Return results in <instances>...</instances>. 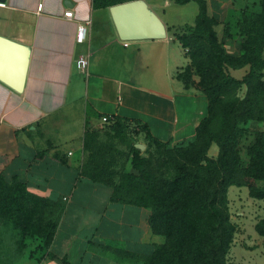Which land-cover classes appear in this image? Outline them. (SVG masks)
I'll use <instances>...</instances> for the list:
<instances>
[{
  "label": "crops",
  "instance_id": "0c3cea01",
  "mask_svg": "<svg viewBox=\"0 0 264 264\" xmlns=\"http://www.w3.org/2000/svg\"><path fill=\"white\" fill-rule=\"evenodd\" d=\"M0 2V35L30 49L23 91L0 80V174L64 204L50 246L32 264H145L139 257L165 242L150 208L113 200L111 186L81 174L74 148L86 121L104 116L145 125L162 141L192 138L208 103L177 76L189 62L185 49L169 30L165 38L121 39L111 7L94 8L93 0Z\"/></svg>",
  "mask_w": 264,
  "mask_h": 264
},
{
  "label": "rangeland",
  "instance_id": "374dc122",
  "mask_svg": "<svg viewBox=\"0 0 264 264\" xmlns=\"http://www.w3.org/2000/svg\"><path fill=\"white\" fill-rule=\"evenodd\" d=\"M206 1L208 13L218 21L215 30L220 44L229 55L240 57L243 53L242 43L246 39L240 25L245 17L263 11L262 0ZM130 2L146 3L165 24H174L167 27L173 39H177L176 31L188 37L198 27L196 0L185 4L173 0H128L118 4ZM214 9L217 14L210 13L209 10ZM190 62L189 58L188 64ZM226 71L242 80L250 72V66H228ZM191 79L193 85L189 87H195L205 95L201 87L202 77L194 69ZM248 96L246 82L225 87L221 101L212 112L209 132L203 131L200 136L195 132L190 139L160 145L149 142L137 124L108 116V119L103 117L101 122L94 125L87 120L76 138L78 147L74 149L82 161L81 168L91 155L87 149H92L94 161L115 176L122 172L139 174L143 168L159 180L172 179L179 165L194 163L181 153L193 154L197 152V147L198 151L203 150L202 156L214 159L220 165L219 175L225 178L231 175L233 181L223 191L226 196L225 214L234 228L226 263L264 264V234L257 230V224L264 220V196L252 194L253 191L264 195V94L256 101L255 96L246 101ZM225 105L229 107L228 110ZM71 141L67 140L64 147L72 146ZM139 143L145 147L140 148L137 146ZM217 175L208 176L204 182L207 190L214 186ZM62 205L58 203L43 207V212L39 211L38 216H15L7 205L6 196L0 194V264H32L39 250L46 248L45 239L41 236L45 225L56 219Z\"/></svg>",
  "mask_w": 264,
  "mask_h": 264
},
{
  "label": "trees",
  "instance_id": "16d2710c",
  "mask_svg": "<svg viewBox=\"0 0 264 264\" xmlns=\"http://www.w3.org/2000/svg\"><path fill=\"white\" fill-rule=\"evenodd\" d=\"M125 1L128 0H93V6L106 8ZM173 1L185 4L191 0ZM196 1L199 5L196 18L198 27L193 29L188 37L177 34V31L174 34L191 60L178 71L177 76L187 86H192L194 69L202 77L201 87L208 100L207 113L196 127V134L200 136L203 131L209 132L212 112L221 101L225 87L246 82L249 95L246 101L254 96L256 101L264 94V0L261 2L263 11L245 17L240 25V30L246 37L242 43L243 53L240 57L229 55L220 44L215 30L218 21L214 15L208 13L207 1ZM246 64L250 66V72L242 80L226 71L228 66L239 68ZM225 108L229 109L228 106ZM250 111L253 112V109L250 108ZM115 118L128 121L121 117ZM137 125L141 132H146L149 142L160 145L171 142L158 139L146 130L145 125ZM87 150L91 151V155L81 168V174L111 186L112 198L115 201L150 208V225L153 231L165 237V242L157 245L152 254L139 257L145 264H227L226 256L234 228L225 214L226 196L223 191L233 181L231 175L226 178L219 175L220 165L216 160L202 156L203 150L198 151V147L197 152L193 154L183 151L181 154L194 163L179 165L172 179L159 180L143 168L139 174L122 172L115 176L106 167L94 161L92 149ZM204 160H207L205 164ZM215 173H218L215 184L207 190L204 182L208 176ZM0 194L6 196L7 205L15 216L25 214L33 217L39 211L43 212V207L63 203L39 196L31 192L27 184L18 177L8 181L3 174H0ZM252 194L257 197L264 196L263 193L253 191ZM63 206L64 204L56 219L47 222L44 232L41 233L45 239V247H49L54 238ZM257 230L264 234V220L257 224Z\"/></svg>",
  "mask_w": 264,
  "mask_h": 264
},
{
  "label": "water",
  "instance_id": "95a60500",
  "mask_svg": "<svg viewBox=\"0 0 264 264\" xmlns=\"http://www.w3.org/2000/svg\"><path fill=\"white\" fill-rule=\"evenodd\" d=\"M111 13L121 39L165 38L168 29L146 3L130 2L111 6ZM30 58L28 46L0 35V80L19 92L25 86ZM144 148V144H137Z\"/></svg>",
  "mask_w": 264,
  "mask_h": 264
},
{
  "label": "built area",
  "instance_id": "2783aa9c",
  "mask_svg": "<svg viewBox=\"0 0 264 264\" xmlns=\"http://www.w3.org/2000/svg\"><path fill=\"white\" fill-rule=\"evenodd\" d=\"M1 5H4L3 2H0ZM65 16L68 18L73 17V11L67 10L65 11ZM87 27L84 24L79 25L78 31H77V41L84 42L87 39ZM77 65L79 68L86 69L89 65V58L88 56H81L78 61ZM104 119H108V116H104Z\"/></svg>",
  "mask_w": 264,
  "mask_h": 264
}]
</instances>
